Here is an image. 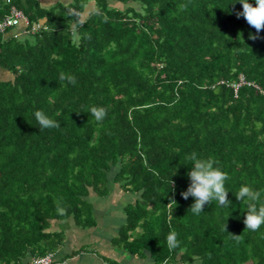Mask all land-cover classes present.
<instances>
[{
    "label": "trees",
    "instance_id": "1",
    "mask_svg": "<svg viewBox=\"0 0 264 264\" xmlns=\"http://www.w3.org/2000/svg\"><path fill=\"white\" fill-rule=\"evenodd\" d=\"M115 2L0 0V22L14 8L28 23L0 33V264L53 255L64 233L52 221L94 227L90 199L113 186L135 196L117 249L153 264H264V225L245 230L234 195L247 184L264 202V30L237 18V0ZM37 110L61 127L40 131ZM192 153L227 173L231 207L188 211Z\"/></svg>",
    "mask_w": 264,
    "mask_h": 264
},
{
    "label": "clouds",
    "instance_id": "2",
    "mask_svg": "<svg viewBox=\"0 0 264 264\" xmlns=\"http://www.w3.org/2000/svg\"><path fill=\"white\" fill-rule=\"evenodd\" d=\"M237 3L242 5V11L237 12V18H243L246 23L258 34L264 30V0H254L250 3L249 0H237ZM236 4V3H235ZM233 4V6L235 5ZM75 35V31L73 32ZM238 37L243 40V33H239ZM259 37L249 35V39L256 40ZM60 80L67 81L69 84H75L76 78L73 75L61 74ZM96 121H102L106 115V109L103 107H91L87 112ZM34 118L38 123L40 131L45 129L61 127L59 121L49 118L43 111L37 110L34 113ZM192 166L187 173L190 184L186 191L181 192L184 200L189 197L194 199L188 211L194 215H199L203 212L205 205L212 201L218 202L220 206L231 207V201L228 199L229 191L225 188V181L229 179L227 173L223 172L219 167L215 166L216 161L211 157L207 159L198 158L196 153H192L189 157ZM172 188H174L171 180ZM237 201L246 206L247 211L243 223L245 230L257 231L264 225V202H261L262 191L255 190L250 185H241L238 191L234 194ZM172 204L176 205L174 199H171L167 207ZM227 224L225 226V231ZM231 235V234H230ZM234 240H239L240 235H231ZM178 234L170 232L166 237V243L169 249H175L179 246Z\"/></svg>",
    "mask_w": 264,
    "mask_h": 264
},
{
    "label": "crops",
    "instance_id": "3",
    "mask_svg": "<svg viewBox=\"0 0 264 264\" xmlns=\"http://www.w3.org/2000/svg\"><path fill=\"white\" fill-rule=\"evenodd\" d=\"M38 1L40 4L43 2V0ZM20 28H17L16 32ZM119 192L125 198L110 199V195L105 198L91 197L90 202L96 222L92 228H77L70 219L51 222L50 228H53V231L64 233L62 245L53 254L56 264H153L149 257L136 258L117 249L111 243L123 222V207L135 199H129L133 197L131 194ZM56 226L58 230H54Z\"/></svg>",
    "mask_w": 264,
    "mask_h": 264
},
{
    "label": "built area",
    "instance_id": "4",
    "mask_svg": "<svg viewBox=\"0 0 264 264\" xmlns=\"http://www.w3.org/2000/svg\"><path fill=\"white\" fill-rule=\"evenodd\" d=\"M27 21L20 11H17L14 8L10 9V14L3 21L0 22V33H4L5 29L14 27H25L27 26ZM248 85V84H247ZM237 86L235 87L236 92ZM28 264H56L53 255H45L42 257L32 258Z\"/></svg>",
    "mask_w": 264,
    "mask_h": 264
},
{
    "label": "rangeland",
    "instance_id": "5",
    "mask_svg": "<svg viewBox=\"0 0 264 264\" xmlns=\"http://www.w3.org/2000/svg\"><path fill=\"white\" fill-rule=\"evenodd\" d=\"M57 1H62L64 3H68L69 0H43V2L41 3L42 6L44 7H48L50 6L51 4H53L54 2H57ZM109 3L112 4V6H118V4L115 2V0H108ZM91 7L87 8L86 10L89 11ZM5 72H0V79H7V78H10V76L7 74H4ZM113 192L112 194H110V199H112V197H115L116 199L117 198H125L119 191H118V188L116 186H113ZM92 198H94L92 196ZM135 196H133L132 198H129V199H134ZM53 229V228H52ZM54 230H58L57 226L54 228Z\"/></svg>",
    "mask_w": 264,
    "mask_h": 264
}]
</instances>
